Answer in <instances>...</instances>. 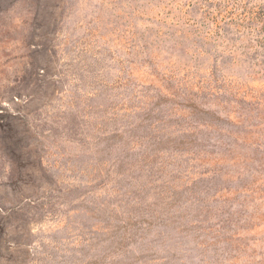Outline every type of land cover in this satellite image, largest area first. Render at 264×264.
I'll return each instance as SVG.
<instances>
[{
    "label": "rangeland",
    "instance_id": "1",
    "mask_svg": "<svg viewBox=\"0 0 264 264\" xmlns=\"http://www.w3.org/2000/svg\"><path fill=\"white\" fill-rule=\"evenodd\" d=\"M0 264H264V0H0Z\"/></svg>",
    "mask_w": 264,
    "mask_h": 264
}]
</instances>
